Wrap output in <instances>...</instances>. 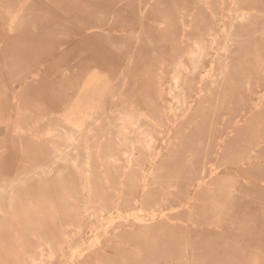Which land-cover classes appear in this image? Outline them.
Returning a JSON list of instances; mask_svg holds the SVG:
<instances>
[{"label":"rangeland","instance_id":"rangeland-1","mask_svg":"<svg viewBox=\"0 0 264 264\" xmlns=\"http://www.w3.org/2000/svg\"><path fill=\"white\" fill-rule=\"evenodd\" d=\"M263 14L264 0H0V264H264ZM200 40L203 67L176 88ZM89 121L94 137L57 136Z\"/></svg>","mask_w":264,"mask_h":264},{"label":"bare ground","instance_id":"bare-ground-1","mask_svg":"<svg viewBox=\"0 0 264 264\" xmlns=\"http://www.w3.org/2000/svg\"><path fill=\"white\" fill-rule=\"evenodd\" d=\"M232 7V6H231ZM238 8V7H237ZM194 11V10H193ZM250 11H251V9H250ZM146 12V11H145ZM232 12V11H231ZM241 12V11H240ZM239 12V13H240ZM243 12V11H242ZM212 13V12H211ZM230 13V12H229ZM262 13V12H261ZM232 14V13H231ZM251 14V13H250ZM250 14L249 13H242L241 15H239V17H238V19L239 20H243V19H245V18H247V17H251L250 16ZM157 16H158V14H157ZM165 16V15H164ZM232 16V15H231ZM263 16H264V14H263ZM227 18V17H226ZM254 18V17H253ZM167 19V18H166ZM255 19V18H254ZM165 20V19H164ZM249 20V19H248ZM166 21V20H165ZM235 22V21H234ZM242 22V21H241ZM165 23V22H164ZM168 23H170V22H168ZM167 24V23H166ZM163 27H165L164 26V24H163ZM166 28H167V26H166ZM161 29V28H160ZM165 28H163L162 30H164ZM227 29V28H226ZM96 30V29H95ZM103 31V30H102ZM226 31V30H225ZM117 32V31H116ZM115 32V33H116ZM211 32V31H210ZM122 33H123V31H122ZM223 33V32H222ZM184 34V33H183ZM210 38V37H209ZM212 39V38H211ZM228 39V38H227ZM189 40V39H188ZM192 40V39H191ZM190 40V41H191ZM216 40V39H215ZM148 41V40H147ZM192 41H195V40H192ZM201 41L202 40H200L199 42L201 43ZM212 41V40H211ZM206 42V41H205ZM183 43V42H182ZM195 43V42H194ZM200 43H196V47H195V45H194V47L195 48H197V50L196 51H192L189 55H188V57L189 58H191L192 59V70L190 71V72H188V71H185V68L186 67H182L183 65H184V63L183 62H181L180 60L177 62V64H176V67H177V70H175L174 72L175 73H177V74H175V73H172V74H175L176 76H175V87L177 88V87H179L180 85H181V81H182V78H183V76H184V79H188V77H190V76H192V75H194L195 74V72L197 73V71H198V69H199V67L201 66V67H203L201 64L204 62L203 60H204V58L206 57V55H208L207 54V51H206V48H205V46L204 45H202V43L200 44ZM204 43V42H203ZM216 43V42H215ZM207 44V43H206ZM237 44V43H236ZM183 45H184V43H183ZM210 45V44H209ZM213 45H214V43H213ZM228 45V44H227ZM70 46V45H69ZM190 47V46H189ZM171 50V49H170ZM224 51H223V53H222V55H220L219 56V62H220V72H219V75H220V77H219V79L218 78H213V80H211V84L212 85H218L219 84V81L221 80V79H224V78H227V72H228V68H229V63L227 62V61H225L226 59L225 58H228V57H226L225 55H227L228 56V54L230 53L229 52V50L227 49V48H224L223 49ZM209 51H211L212 52V50H209ZM218 52V51H217ZM194 53V54H193ZM186 55V54H185ZM54 57V56H53ZM216 57V56H215ZM188 59V58H187ZM168 61V60H167ZM131 62H132V60H131ZM49 63V62H48ZM182 63H183V65H182ZM213 64V63H212ZM215 64V63H214ZM180 67V68H179ZM212 67V66H211ZM214 67V66H213ZM163 68V67H162ZM179 68V69H178ZM187 69V68H186ZM211 69V68H210ZM177 71V72H176ZM211 72H212V70H210ZM205 73H207V72H205ZM205 73H204V75H205ZM209 73V72H208ZM213 74V73H212ZM203 75V74H202ZM208 75V74H207ZM207 75H205V76H207ZM204 76V77H205ZM171 77V76H170ZM128 78V77H127ZM126 78V79H127ZM172 78V77H171ZM170 79V78H169ZM202 79V78H201ZM200 79V80H201ZM31 80V79H30ZM163 81V80H162ZM205 81V80H204ZM201 82H203V81H201ZM127 83V82H126ZM125 84V83H124ZM167 85V84H166ZM199 85H202V84H200L199 83ZM160 86V85H159ZM171 86V85H170ZM203 86V85H202ZM248 87H250V86H248ZM124 88V87H123ZM251 91V90H250ZM249 91V92H250ZM162 93V92H161ZM264 93V92H263ZM251 94V93H250ZM259 95V94H258ZM263 95V94H262ZM197 96H199V95H197ZM255 96H257V95H255ZM264 97V96H263ZM200 98V97H199ZM257 98H259V96L257 97ZM261 98H262V96H261ZM161 99V98H160ZM185 99V98H184ZM253 99V98H252ZM251 99V100H252ZM185 101V100H184ZM251 102V101H250ZM253 102H255V101H253ZM169 103V102H168ZM165 104V103H164ZM223 104V103H222ZM252 104V103H251ZM262 104V103H261ZM130 105H132V104H130ZM170 105V104H169ZM256 105V104H255ZM263 105V104H262ZM132 106H134V105H132ZM257 106V105H256ZM258 106H259V104H258ZM257 106V107H258ZM263 107V106H262ZM131 108V109H130ZM129 109H130V111H134L135 109L133 108V107H130ZM253 107L251 106V109H252ZM256 108V107H255ZM255 108H253V109H255ZM134 109V110H133ZM250 109V110H251ZM259 109V108H258ZM172 110V109H171ZM257 110V109H256ZM174 111V110H173ZM178 111H180V110H178ZM245 111V110H244ZM243 111V112H244ZM136 112L138 113L139 111L138 110H136ZM177 112V111H176ZM248 112V111H247ZM251 113V112H250ZM59 115H60V113H58ZM98 114V113H97ZM243 114V113H242ZM93 115V114H92ZM138 115L140 116V117H142L143 115H145L146 116V113L145 114H142V113H138ZM166 115V114H165ZM240 115V114H239ZM243 115H246V113L245 114H243ZM250 115V114H249ZM91 116V115H90ZM98 116H100V115H98ZM134 116V115H133ZM145 116H143V118H145ZM64 117V116H63ZM129 117H131V115H130V113H128V114H121L120 116H119V119L122 121V124L123 123H126V122H128V120H129ZM184 117V116H183ZM238 117V116H237ZM43 118V117H42ZM92 118V117H91ZM100 118V117H99ZM239 118V117H238ZM118 119V120H119ZM244 119V118H243ZM46 120V119H45ZM95 120V119H94ZM119 120V121H120ZM133 120V119H132ZM87 121H88V119H87ZM96 121V120H95ZM95 121H89L90 122V124H88L87 126H85L86 127V130L85 129H83V127L81 128V129H79L78 127L79 126H75V128L72 130V131H70V132H62V131H59V133H58V137H60V136H66L67 137V139L69 140V141H71L72 142V144H73V142L74 141H78L79 140V137L83 134V133H87V136L88 137H94V136H96L97 135V126H99L98 124V122H95ZM169 121V120H168ZM239 121V120H238ZM10 122V121H9ZM42 122V121H41ZM136 122V121H135ZM151 122V121H150ZM7 123V122H6ZM133 123V122H132ZM85 125V124H84ZM126 125H127V123H126ZM138 125H139V123H138ZM33 126V125H32ZM81 126V125H80ZM128 126H129V124H128ZM134 126V128L136 129V124L135 125H133ZM133 126L131 125V128H133ZM136 126V127H135ZM124 127V126H123ZM53 129H55V128H53ZM125 129H127L126 127H125ZM144 129H145V127H144ZM143 129V130H144ZM52 130V129H51ZM50 129H49V131H51ZM124 130V129H123ZM137 130V129H136ZM140 130V129H139ZM18 131V130H17ZM48 131V132H49ZM85 131V132H84ZM53 132V131H52ZM139 132V131H138ZM137 132V133H138ZM57 133V131L55 132V134ZM141 134H143V139L142 140H138L137 141V143H136V141H132L128 146V149L129 150H131L130 151V153L128 152V153H126L127 151H123L124 153H126L127 155H126V158H127V160L126 161H128V163L130 164V166H135L136 167V169L138 168V167H140V166H138L137 164V162L138 161H134V159H133V154L134 153H132L133 152V150L134 149H140V147H144L143 149H145V151L148 149V145H150V143H148L149 142V140H148V133L146 132V131H141L140 132ZM140 133H139V135H140ZM47 134V133H46ZM49 134V133H48ZM53 134H54V132H53ZM119 134H124V132L122 133V132H120ZM52 134H50V136H51ZM49 135L47 136V137H50ZM53 136V135H52ZM136 136H137V134H136ZM142 136V135H141ZM140 136V137H141ZM163 136V135H162ZM152 137V136H151ZM150 137V138H151ZM124 138V137H123ZM40 139V138H39ZM139 142V143H138ZM86 143V142H85ZM71 144V143H70ZM153 144V143H152ZM151 144V145H152ZM150 145V146H151ZM149 146V147H150ZM170 146V145H169ZM152 147V146H151ZM69 148H71V147H69ZM68 148V149H69ZM73 148L75 149V146H73ZM58 150V149H57ZM99 150V149H98ZM142 150V149H141ZM150 150V149H149ZM151 150H152V148H151ZM59 151V150H58ZM221 151V150H220ZM54 153H55V159L58 161V160H66V158H64L63 156H62V154H57V152L56 151H54ZM136 153V152H135ZM256 154V153H255ZM124 156H125V154H124ZM87 160V162H88V158L86 159ZM101 162V161H100ZM74 163V162H73ZM74 164H76V162L74 163ZM88 164V163H87ZM83 165V164H82ZM81 165V168H83V166ZM75 166V165H74ZM86 166H89L90 167V165L88 164V165H86ZM77 167V166H76ZM102 167V166H101ZM46 170H47V167L46 166H44V164H41V165H38L36 168H34V170L33 171H35L36 173H45L46 172ZM128 170V169H127ZM79 171V170H78ZM83 171V170H82ZM212 171V170H211ZM218 171V170H217ZM60 172V171H59ZM87 174H86V177H87V181H88V183H89V177H90V173H89V170H87ZM205 173V172H204ZM125 177V176H124ZM26 178V177H25ZM23 179V178H22ZM200 181V180H199ZM201 182V181H200ZM25 183V182H24ZM10 184L11 185H17V184H19V179L18 178H12L11 180H10ZM123 184V183H122ZM199 184V183H198ZM120 195V194H119ZM137 201V200H136ZM2 210V207L0 206V211ZM152 210V209H151ZM92 211V210H91ZM103 212V211H102ZM98 214V213H97ZM161 215H162V213H161ZM165 216V215H164ZM81 219H83V217H81ZM123 219V218H122ZM92 222V221H91ZM136 222H138V221H136ZM100 223H101V221H100ZM113 225V224H112ZM111 228V227H110ZM79 230V229H78ZM119 230V229H118ZM115 232H117V231H115ZM107 233V232H106ZM98 235V234H97ZM17 237H18V233H17ZM16 237V238H17ZM67 237V236H66ZM97 237V236H96ZM35 238V237H34ZM36 239V238H35ZM66 239V238H65ZM40 241V240H39ZM38 242V241H37ZM18 243V242H17ZM40 244V243H39ZM47 245H48V243H47ZM50 246V245H49ZM81 246V245H80ZM87 246V245H86ZM23 247V246H22ZM47 247V246H46ZM23 249V248H22ZM63 249V248H62ZM62 252V251H61ZM42 254V253H41ZM40 254V255H41ZM79 254H81V253H79ZM83 254V253H82ZM55 255V254H54ZM41 257V256H40ZM58 257V256H57ZM75 257V256H74ZM81 257V256H80ZM16 259H17V257H16ZM32 259V261L33 262H35L34 261V258H31ZM53 259V258H52ZM71 261V260H70ZM32 262V263H33ZM18 263V262H17ZM36 263V262H35ZM34 263V264H35ZM43 263V262H42Z\"/></svg>","mask_w":264,"mask_h":264}]
</instances>
